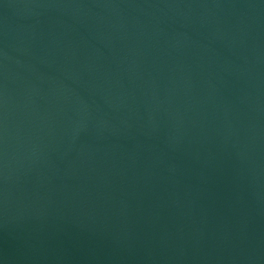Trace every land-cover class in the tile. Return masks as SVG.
<instances>
[{
	"label": "water",
	"instance_id": "1",
	"mask_svg": "<svg viewBox=\"0 0 264 264\" xmlns=\"http://www.w3.org/2000/svg\"><path fill=\"white\" fill-rule=\"evenodd\" d=\"M0 264H264V0H0Z\"/></svg>",
	"mask_w": 264,
	"mask_h": 264
}]
</instances>
